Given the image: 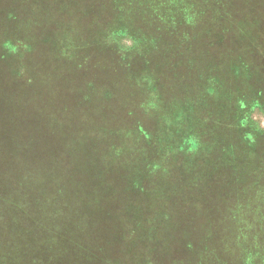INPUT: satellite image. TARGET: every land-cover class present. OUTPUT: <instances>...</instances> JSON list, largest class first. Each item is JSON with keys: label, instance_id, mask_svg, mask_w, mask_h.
Instances as JSON below:
<instances>
[{"label": "rangeland", "instance_id": "obj_1", "mask_svg": "<svg viewBox=\"0 0 264 264\" xmlns=\"http://www.w3.org/2000/svg\"><path fill=\"white\" fill-rule=\"evenodd\" d=\"M197 1H150L161 7L162 14L164 10L171 13L168 17L171 26L157 17L156 29L166 27L169 35L164 37L174 42V48L170 41L167 42L165 52L154 49L148 53L143 47L137 49V54L127 48L133 40L126 34H117L114 37L117 41H111L112 32L109 23L103 24L102 12L111 13L122 6L123 11L130 14L129 6L133 3L23 0L17 1L21 9H12L10 17L0 16V45L7 46L6 56H2L0 46V110L8 114L11 122L12 119L16 121L12 124L0 122L5 123L0 127V148L11 149L16 144L18 150L29 149L31 155L28 157L31 158L28 159H40L48 178L46 191L60 186V198L62 202L67 201L69 191L72 192L73 185L81 180L82 162L87 159L83 150L85 144H91V154H98L96 151L109 139L116 141L111 127L106 124L115 119L111 115L117 114V118H123L121 121L129 126L139 122L144 128L149 124L155 127L149 134L155 140V163L148 169L136 164L134 186L141 196L134 194L133 198H128L141 204L136 209L138 217L133 222L132 236L128 234L131 225L120 217L96 227L85 218L80 219L79 225L75 220L66 219L67 215L57 219L60 225L64 224L62 239L70 234L76 238L81 237V233H88L87 246L92 250L101 246L99 254L111 264L113 259H117L113 264H239L246 260L247 264H264V165H255L257 168L244 165L245 169L238 173L232 165L219 167L218 162L213 161L211 171H207L198 168L201 160L194 161L197 154L194 148L191 145L189 151L185 148V91L188 90L185 86L189 82L185 84V41L188 40L184 41V37L185 27L197 31L199 22H204V11ZM86 4L89 9L85 8ZM225 6L217 3L215 14L232 34L246 38V20L240 24L225 12ZM213 8L214 4L208 7ZM263 19L253 16L252 22L264 32V23H259ZM214 24L212 21L211 25ZM101 26L104 30L99 32ZM93 27L98 31L95 49L90 48L87 41L94 35L91 33ZM6 37L8 40L1 42ZM195 42H198L197 37ZM118 45L127 49L122 61H119ZM196 45H192L191 55L197 53ZM149 55L155 57V61L160 60V64L157 69L151 64L144 68L150 67L155 78L161 76V82L171 85L167 88L168 98L153 97L154 111L147 116L134 112L129 115L123 112V115L126 87L130 89L128 84L136 80L131 78L140 71L137 70L139 62ZM21 63L25 65L26 75L17 78L16 73L22 71ZM120 64L122 69L119 71ZM119 75L124 78L119 80ZM111 83L116 86L120 83L118 96L112 101L92 102ZM253 85L262 88L264 82L253 81ZM170 97L173 99L168 100ZM244 107L247 108L245 114L241 120L236 119L237 126L228 136L236 133L241 139L258 135L262 138L256 148L260 157L258 161L252 160L253 164L263 162L264 107L248 96L244 99ZM12 125L16 126L14 133ZM13 155L11 150L7 154L9 158ZM205 162L209 163L208 160ZM31 210L39 213L35 208ZM30 227L26 222L13 229H21L24 238L32 236H24V230ZM110 229L118 230L116 240L108 237ZM52 230V225H43L45 235ZM97 235H105L107 239L99 243ZM126 235L131 236L133 243L138 242L133 255L126 253L124 248L122 250V239ZM127 245L128 242L126 247L129 248ZM89 264L99 262L94 260Z\"/></svg>", "mask_w": 264, "mask_h": 264}, {"label": "trees", "instance_id": "obj_2", "mask_svg": "<svg viewBox=\"0 0 264 264\" xmlns=\"http://www.w3.org/2000/svg\"><path fill=\"white\" fill-rule=\"evenodd\" d=\"M17 1L23 0H0V16L5 17L6 14L8 16L5 18H8L12 14L10 13L12 9L20 10L21 6ZM150 1L117 0L121 5L133 3L129 6L131 13H125L122 6L121 8L118 6L111 13L102 12V22L105 26L109 23L112 42L117 41L114 38L117 34L129 35L133 44L127 48L137 51V54V49L143 47L148 49L146 51L148 53L154 49L165 52L164 48H167L168 41L174 48L173 39L164 37L169 35L167 28L156 29L157 17H161L171 26L168 21L171 13L165 12L162 6L164 10L162 14L159 11L161 7ZM197 2L200 9L204 11L202 14L204 22H199L197 31H191L185 27L184 37V41L188 40V42L185 41V84L189 82L185 86V90L188 89L185 91V125L187 126H185V148L188 151L189 145L194 148L197 153L194 161L201 160L198 168L207 171H211L213 161H217L219 167L222 164L232 165L235 172L245 169L244 165L248 167L250 164L256 168L258 166L255 165L263 166L264 160L255 164L252 160L254 158V161H258L260 157L256 148L262 138L255 134L243 136L241 139L236 133L230 137L228 135L237 126L236 119L241 120L245 114L247 108L244 107V99L247 96L251 97V100L256 99L264 107V85L262 88H255L253 85V81L264 82V32L252 22L253 16L264 18V0H198ZM6 3L9 4L6 5ZM107 3L109 1L104 5ZM217 3L226 5L225 12L235 17L240 24L246 20L244 24L246 38L240 34H232L222 24L221 19L219 20L215 14ZM211 4H214V8L208 9ZM85 8L89 9L87 4ZM212 21H215L213 26ZM259 23L262 25L264 19ZM95 29V27L91 29L94 35L87 40L92 49L97 48L98 31ZM103 30L101 26L99 32ZM196 37L198 42H195ZM4 39L5 41L1 39V42L8 40L7 37ZM194 43L197 44L194 46L197 53L191 55ZM0 46L2 56H6V44L1 43ZM119 47L118 45V51L121 52L119 61H122L126 57L127 49ZM10 50L12 48L8 51ZM139 64L137 70L140 69V71L131 78L136 80L131 81L128 84L130 89L126 87L124 92L127 95L126 104L122 106L121 112L126 115L133 112L138 115H149L148 113L154 111L153 97L168 98L167 88H171L170 84L161 82V76L155 78L154 71L152 70L151 73L150 67L144 68L151 64V67L154 66L153 68L157 69L160 60L155 61V57L149 55V57L145 56ZM20 65L22 71L16 73L17 78L26 75L27 71L23 63ZM118 68L119 71L122 69L121 64ZM123 78V75H119V80ZM118 85L111 83L104 92L97 94L92 102L98 104L106 100L112 101L115 96H118ZM172 99L170 97L168 100ZM7 116L8 114L0 110V122H11ZM111 116L115 119L106 124L111 127L116 141L109 139L103 147L98 149L99 151H96L98 154H91V144H85L83 150L87 159L84 163L82 162L81 180L73 185L72 188L75 189L72 192L69 191L66 202H62L60 198V186L50 187L46 191L48 178L45 177L43 164L38 158H35V161L28 159L31 158L28 157L31 155L28 154L29 149L18 150L16 144L12 145L11 149L0 148V264H72L75 262L89 264L94 260H97L99 264H111L104 261L105 259L99 254L101 246L93 250L87 246L88 233H81V237L76 236V238L70 234L69 237L64 236L62 239L64 224L58 223L63 215H67L66 219L75 220L76 225H79L80 219L83 221L85 218V221L96 227L120 217L132 227L128 234L133 232V222H136L138 217L136 209L141 204L130 201L128 198H133L134 194L141 196V192L135 190L134 186L136 164L145 165L144 167L148 169L155 163L153 156L155 140L149 135L150 130L155 127L149 124L146 125L148 128H144L139 122L129 126L121 121L123 118L118 119L117 114ZM12 122L16 121L12 119ZM3 125L5 123L0 124V127ZM10 127L14 133L16 126ZM13 139L16 140V132ZM10 150L15 155L9 158L7 154ZM205 160L209 163L204 164ZM225 170L228 169L225 167ZM209 187L212 188V185ZM30 208L37 209L39 213H33ZM26 222L34 229L30 227L29 230H24V236L26 234L32 236L23 238L21 229L16 231L13 228L16 229L18 225ZM45 224L53 226L50 234L43 233ZM116 232L118 230H108L107 235L112 238L110 240H116ZM130 235L122 239L124 244L122 250L124 248L126 253L133 255L138 242L133 243L132 235ZM97 239L99 243H103L107 238L105 235L99 237L97 235ZM126 242L129 248L126 247ZM116 261L117 259L112 260L113 263H117ZM239 264H247V260L240 261Z\"/></svg>", "mask_w": 264, "mask_h": 264}]
</instances>
